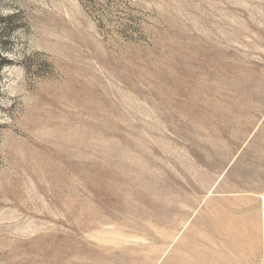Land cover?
Listing matches in <instances>:
<instances>
[{"label":"rangeland","instance_id":"rangeland-1","mask_svg":"<svg viewBox=\"0 0 264 264\" xmlns=\"http://www.w3.org/2000/svg\"><path fill=\"white\" fill-rule=\"evenodd\" d=\"M0 264H264V0H0Z\"/></svg>","mask_w":264,"mask_h":264}]
</instances>
